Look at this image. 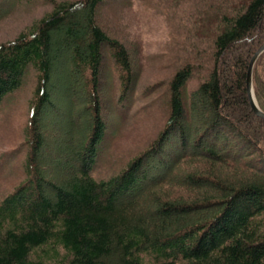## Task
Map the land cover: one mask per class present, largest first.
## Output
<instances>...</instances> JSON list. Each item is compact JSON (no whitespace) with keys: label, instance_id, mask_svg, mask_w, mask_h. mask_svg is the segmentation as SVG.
Returning a JSON list of instances; mask_svg holds the SVG:
<instances>
[{"label":"trees","instance_id":"obj_1","mask_svg":"<svg viewBox=\"0 0 264 264\" xmlns=\"http://www.w3.org/2000/svg\"><path fill=\"white\" fill-rule=\"evenodd\" d=\"M105 1L55 2L28 32L0 45V106L23 86L28 69L37 81L27 177L0 203V264H264V120L246 87L250 60L264 43V0H225L203 16L212 19L208 38L179 46L181 65L168 82L169 116L158 137L120 173L97 180L90 166L106 130L97 98L104 51L125 89L134 80L128 47L96 20ZM239 44L245 47L235 53ZM68 48L94 119L81 148L69 146L76 170L51 180L43 168L60 164L41 156L61 148L50 152L42 119L48 111L59 116L51 81ZM253 90L264 112V52ZM174 154L166 177L146 165Z\"/></svg>","mask_w":264,"mask_h":264},{"label":"rangeland","instance_id":"obj_2","mask_svg":"<svg viewBox=\"0 0 264 264\" xmlns=\"http://www.w3.org/2000/svg\"><path fill=\"white\" fill-rule=\"evenodd\" d=\"M64 1L75 0H0V45L28 32L38 20L52 11L55 2ZM241 1L234 0L233 4L236 6ZM224 2L106 0L99 5L96 14L98 23L111 35L120 38L131 52L134 80L129 89L124 88L116 65L105 50L101 67L102 84L97 98L101 99L106 130L96 154L92 156L90 168L94 179H108L120 173L131 159L150 149L169 116L168 82L181 65L176 60V56H180L179 46H186L193 40L204 43L208 38L206 25L212 19L210 16L205 22L202 18L206 13L212 14L222 7ZM213 28L210 27L214 31ZM244 47L243 44L237 45L235 53ZM70 55L71 49L68 48L66 54L60 57L59 70L51 81L54 95L60 98L56 103L59 116L51 115L48 111L42 119L50 152L55 147L61 148V151L53 153L48 150L41 156L50 155L53 162L60 164L57 169L54 166L43 168L44 175L51 180L57 175L65 179L76 170L75 164L68 163L73 161L75 155L70 152L69 146L73 147L74 144V148H81L94 119L90 106L92 102H88L89 97L80 76L70 65ZM229 58L230 55H227L226 60ZM35 75L33 69H28L23 86L0 106V203L27 177L24 167L30 148L26 131L30 102L37 84ZM197 79L198 76H195L188 81L186 94L189 95L196 87ZM240 113H235L236 117ZM194 130L189 127L190 138L194 136ZM169 151L167 146L164 154H170ZM176 154L170 155L167 160L165 157L153 158L146 161V165L150 171L157 170L161 177H166L167 167L172 168ZM249 155L243 159L248 160ZM152 180L151 177L149 182ZM167 187L163 186V189L171 191Z\"/></svg>","mask_w":264,"mask_h":264},{"label":"water","instance_id":"obj_3","mask_svg":"<svg viewBox=\"0 0 264 264\" xmlns=\"http://www.w3.org/2000/svg\"><path fill=\"white\" fill-rule=\"evenodd\" d=\"M264 52V43L257 49L255 54L252 56L249 66H248V71H247V79H246V87H247V92L248 96L250 99V104L251 107L254 111V113L262 118L264 120V112L258 107V104L256 102L255 96H254V90H253V70L255 63L257 59L260 57V55Z\"/></svg>","mask_w":264,"mask_h":264}]
</instances>
